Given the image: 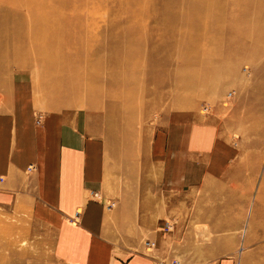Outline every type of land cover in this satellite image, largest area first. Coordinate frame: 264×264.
Segmentation results:
<instances>
[{
    "label": "rangeland",
    "instance_id": "rangeland-1",
    "mask_svg": "<svg viewBox=\"0 0 264 264\" xmlns=\"http://www.w3.org/2000/svg\"><path fill=\"white\" fill-rule=\"evenodd\" d=\"M30 1L24 7L23 0H0L1 26L11 27L9 30L33 26L36 33H49L55 21L70 36L60 42L51 35L11 38L14 45L19 43V51L0 58V96L30 93L42 120L48 112L82 113L89 134L104 140L106 151L116 154L112 157L120 155L123 166L129 161L135 166V162L143 181L160 180L151 165L159 133L175 140L178 135L196 134L203 128L211 138L217 136L237 144L245 176L241 174L236 192L218 199L211 195V188L199 191L197 200L184 204V227L179 199L174 197L172 205L164 198L163 207L167 209L163 218L171 222L172 230L164 241L165 252L156 251L155 256L161 264H264V1ZM54 1L59 3L54 6ZM138 9L143 13H137ZM240 12L253 22H246ZM7 13L15 14L10 22ZM164 17H172L174 22L173 26L168 24L171 31L165 33L163 28L169 21ZM237 29L240 33L254 30L261 38L251 44L248 54L222 52V38L228 39V32ZM95 35L98 41L94 43L100 45L97 47L93 43ZM130 39L135 44H115ZM0 41L3 50L6 45L2 38ZM239 41H245L242 35ZM154 42H160L164 49L180 42L183 48H178L180 52L174 49L173 57L165 61L158 43L151 45ZM193 43L200 47L186 51L184 46ZM201 43L205 44L203 48ZM47 45H57L64 61H50L43 52ZM137 46L146 51L144 56L133 53ZM111 47L117 53L114 65L108 64L110 70L119 65L138 66L135 83L130 81L131 76H119L114 83L111 71L90 81L89 63L97 67L98 50L107 60L106 50ZM218 52L221 59H243L238 72L228 79L217 67L201 75L200 65L193 63L214 65L220 59ZM213 81L223 82L216 93L206 85ZM114 162L119 163V159ZM20 208H0V264H64L54 253L53 229L28 212L29 208L26 212L18 211ZM230 226L237 228L229 230ZM226 227L228 230L221 232ZM150 240L143 239V245Z\"/></svg>",
    "mask_w": 264,
    "mask_h": 264
},
{
    "label": "crops",
    "instance_id": "crops-1",
    "mask_svg": "<svg viewBox=\"0 0 264 264\" xmlns=\"http://www.w3.org/2000/svg\"><path fill=\"white\" fill-rule=\"evenodd\" d=\"M38 116L30 93L0 96V208H29L48 224L64 264H161L155 253L165 252L170 234L163 199H179L184 227V204L199 191L221 199L245 176L241 148L203 128L175 140L159 133L151 165L160 180L143 181L135 162L123 166L89 134L82 113L48 112L41 123ZM145 238L156 246H144Z\"/></svg>",
    "mask_w": 264,
    "mask_h": 264
},
{
    "label": "bare ground",
    "instance_id": "bare-ground-1",
    "mask_svg": "<svg viewBox=\"0 0 264 264\" xmlns=\"http://www.w3.org/2000/svg\"><path fill=\"white\" fill-rule=\"evenodd\" d=\"M24 2L22 3V6H26V5H28L29 3H31V1L30 0H23ZM257 1V3H262V1H264V0H256ZM255 1V2H256ZM20 2V1H19ZM18 2V3H19ZM144 2H145V0L143 1V4H144ZM204 1H202V3H203ZM21 3V2H20ZM59 2L58 1H54L53 2V5L55 6V5H57ZM264 3V2H263ZM204 4V3H203ZM203 4H200V5H203ZM237 5V4H236ZM258 6V5H257ZM139 7H141V5L139 6ZM176 7V6H175ZM206 7H208V6H205V8ZM205 8H203V9H205ZM264 8V7H263ZM262 8V9H263ZM141 9H142V7H141ZM202 9V10H203ZM238 9V8H237ZM258 9V8H257ZM29 11V10H28ZM136 11V10H135ZM135 11H134V13H135ZM138 11H139V9L137 10V13H138ZM136 13V14H137ZM139 13H141L140 11H139ZM143 13V12H142ZM141 13V14H142ZM7 15H8V17H7V21L8 22H10V20L12 19V17H15V14H14V16H12L11 14H8L7 13ZM245 15V13H243V12H240V17L242 16H244ZM62 16V15H61ZM139 16H141V15H139ZM62 17H64V16H62ZM134 17H137V15H134ZM132 18V17H131ZM165 19H167V21H169V22H167V21H164V22H167V25L168 24H170L171 25V23H172V21H173V18L172 17H164V20ZM243 19L246 21V22H253V19H251V18H247V17H243ZM39 20V17H35V21H38ZM163 20V19H162ZM0 21H1V18H0ZM175 21H176V19H175ZM257 23H258V21H257ZM53 24L55 25L53 28H52V30H50L49 29V33H47V32H42V31H40V33H36L35 31H34V29H33V26H30V27H27L26 26V28L24 27V28H22V29H11V30H9L10 28H8V27H2L1 26V22H0V26H1V28H0V30H1V32H0V38H2L3 39V41H4V44L6 45L5 46V48L2 50H0V58H2V57H6V54H9V53H11V51L12 52H18L19 51V49H18V46H19V43H17V44H13L12 42H10V39L11 38H16V36H25L26 34L30 37V38H45V36L46 37H48L49 35H51L54 39H58V41L60 42L61 40H64V39H67V38H69V36H70V33L69 32H65L64 30H62L61 28H58L57 26H56V22L54 21L53 22ZM172 24H174V22L172 23ZM165 26V28L166 29H164L163 28V33H165L167 30H169L170 29V26L168 27V26ZM208 25V24H207ZM171 26H173V25H171ZM210 26V25H209ZM13 28V27H12ZM21 28V27H20ZM173 28V27H172ZM204 28H205V25H204ZM204 30V29H203ZM249 30V29H248ZM169 31H171V29L169 30ZM162 33V32H161ZM228 33H230V37L228 38V39H226L225 40V36L222 38V40L223 41H221L220 42V46H219V48H220V50H223L222 52H227V53H230V54H234V52L236 53V52H238L240 55H245V53H247L248 54V51H249V47L251 46V44L254 42V41H256V40H260V38H261V35L260 34H258L256 31H254V30H249V32L248 31H245V32H242V33H240V30L239 29H237L236 31H234L233 33L231 32V30L228 32ZM127 35H131V33L129 34V32H127L126 33ZM226 35V34H225ZM241 35H242V37L245 39V41L244 42H242V41H239V37H241ZM132 36V35H131ZM115 37H117V36H115ZM128 37H130V36H128ZM263 37V36H262ZM104 38V37H103ZM106 38V37H105ZM104 38V39H105ZM116 39H118V38H116ZM134 39V38H133ZM133 39H130V41H127V42H125V40L123 41V42H116L115 44L116 45H118V44H126V43H128L129 45L131 44V45H133V44H135V42H132L133 41ZM192 39V38H191ZM12 40V39H11ZM68 40V39H67ZM94 40L97 42L98 41V38H97V36L95 35L94 36V39H93V43H94ZM247 40V41H246ZM219 41V40H218ZM1 42V41H0ZM96 42L94 43V45L96 44ZM161 42V41H160ZM160 42H154V43H152L151 45H154V44H157L158 43V45H159V47H158V50H161L162 52H163V57H162V59L163 60H168V59H170L171 57H173V55L175 54V50H176V52H180V50L178 49V48H183L182 46V44H180V42H175L174 43V46H172V47H166L165 49L162 47V44L160 43ZM7 43V44H6ZM100 44H101V42H100ZM114 44V45H115ZM203 43H201V48H203L204 46H205V44L204 45H202ZM25 45H26V42H24V47H25ZM59 45V44H58ZM115 45V46H116ZM97 46H100L99 44H96V46L95 47H97ZM189 47V48H188ZM200 47V45L199 44H192V45H190L189 44V46H184V48L186 49V51H191V49H193L194 51H195V49L197 50V48H199ZM252 47V46H251ZM34 48L35 49H38V46H34ZM115 47H111L110 49H108V50H106L107 52H108V59L106 60V59H104V58H102L101 56V53H99V50H98V55H97V59L99 60V62H98V65H97V67L96 66H94V67H91V62L89 63V65H88V68H89V70L91 71V78H90V81H92L93 80V77H97L98 75H100L101 73H110V71L113 73V75H114V77H113V80H115L114 81V83H116V81H117V78L120 76L121 78H126V77H128V76H131L130 77V81L132 82H134L136 79H137V73L135 72L136 70H138L139 69V67L137 66H135V67H131V66H128V65H125L124 67L122 66V65H119V66H117L116 67V69H113V70H110V66L108 65L109 63H111L112 65H114L113 63L115 62L114 60H116V49H114ZM43 49V47L41 46L40 48H39V50H42ZM175 49V50H174ZM59 47L56 45L55 47H51L50 45H47V46H45L44 47V49H43V52H44V54L46 53L51 59H50V61L51 60H54V59H56L55 61H52L53 63L54 62H63L64 61V59L62 58V54H60L59 53ZM192 50V51H193ZM65 52V51H64ZM145 52L146 51H143V47L142 46H137L136 48H135V51L133 52L134 54H138V55H145ZM67 54H68V52H67ZM141 55V56H142ZM73 56V55H72ZM219 56H221V55H219V52H218V56L217 57H219ZM230 56V55H229ZM68 57H70V56H68ZM202 57V56H201ZM216 57V58H217ZM239 57V56H238ZM236 58V59H234V60H232V59H226V58H223V59H221L220 57V59H219V61L217 62L216 61V58H215V60H213L212 62H215V64L214 65H212V64H208V65H206V63H200V62H198V63H195V62H193L194 63V65L196 64V66L197 65H200L199 67H200V69L198 70L199 71V73L201 72V75H203L208 69H214V68H216L217 67V69H219V72H221L222 74H223V76L225 77V78H230V77H232L233 75H235V73H237L238 72V68H239V66H240V64H241V62L243 61V59H241V58ZM67 58V57H66ZM218 59V58H217ZM71 60H73V57H72V59ZM211 62V63H212ZM192 63V62H191ZM192 63V64H193ZM137 63H135V65H136ZM74 66V65H73ZM74 69V68H73ZM81 69V68H80ZM80 69H79V71H80ZM83 69H85V68H83ZM77 70H78V68H77ZM79 71H78V73H79ZM85 72V71H84ZM83 71H81V73H84ZM74 73H76V70H74ZM74 73H72V74H74ZM78 73H77V75H78ZM80 73V74H81ZM76 75V74H75ZM243 76V75H242ZM120 77H119V79H120ZM243 78H244V76H243ZM202 79H203V77H202ZM245 79H248L247 77L245 78ZM83 80V79H82ZM200 80V79H199ZM204 81H208V79L207 80H205V79H203ZM140 81V80H139ZM135 83V82H134ZM138 83V82H137ZM222 83L223 82H215V81H213L212 83H208V84H206L207 86H211V87H213V93H216L215 91H217L219 88H220V85H222ZM133 84V83H132ZM131 84V85H132ZM84 85V84H83ZM141 86V85H140ZM142 86H143V84H142ZM85 87V86H84ZM84 87H82V88H84ZM79 90H81V89H78V91ZM141 90V89H140ZM81 92V91H80ZM141 92V91H140ZM146 92V91H145ZM145 92H143V93H145ZM142 93V92H141ZM133 120V119H132Z\"/></svg>",
    "mask_w": 264,
    "mask_h": 264
},
{
    "label": "built area",
    "instance_id": "built-area-1",
    "mask_svg": "<svg viewBox=\"0 0 264 264\" xmlns=\"http://www.w3.org/2000/svg\"><path fill=\"white\" fill-rule=\"evenodd\" d=\"M38 123H41V121H42V116H38ZM93 195H94V197L96 198V199H100V196H99V194L98 193H93ZM79 213H76V216L78 215ZM164 228H166V229H168L169 231L170 230H172V224H171V222L169 221V220H166V222H165V227ZM145 244H147V246H149L150 248L151 247H155L156 246V244H155V242L154 241H147Z\"/></svg>",
    "mask_w": 264,
    "mask_h": 264
}]
</instances>
